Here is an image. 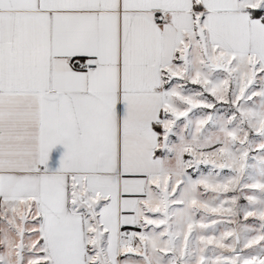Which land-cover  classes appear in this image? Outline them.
<instances>
[{
    "label": "snow or ice",
    "instance_id": "obj_1",
    "mask_svg": "<svg viewBox=\"0 0 264 264\" xmlns=\"http://www.w3.org/2000/svg\"><path fill=\"white\" fill-rule=\"evenodd\" d=\"M0 264H264V0H0Z\"/></svg>",
    "mask_w": 264,
    "mask_h": 264
}]
</instances>
